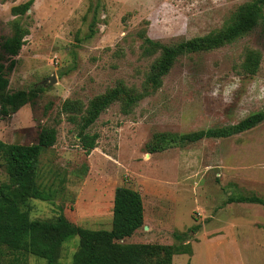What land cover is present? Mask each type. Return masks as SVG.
<instances>
[{"label": "rangeland", "instance_id": "374dc122", "mask_svg": "<svg viewBox=\"0 0 264 264\" xmlns=\"http://www.w3.org/2000/svg\"><path fill=\"white\" fill-rule=\"evenodd\" d=\"M27 1L0 2V52L14 21L29 30L7 92L44 91L0 119V140L31 145L44 128L58 132L38 165V185L51 200H31V219L64 215L110 231L115 190L124 186L140 192L145 212L143 228L123 243L179 245L175 234H186L192 254L173 264H264V206L228 203L264 200V122L226 139L178 140L264 111V21L231 45L180 57L158 89L146 85L156 56L141 49L143 35L165 45L215 35L256 0H36L17 19L12 8ZM247 50L262 55L255 76L237 72ZM119 86L144 97L128 111L115 102L100 116L88 130L99 139L87 155L63 103L86 107ZM9 180L0 158V184ZM78 246V237L66 243L59 261L72 264Z\"/></svg>", "mask_w": 264, "mask_h": 264}, {"label": "trees", "instance_id": "16d2710c", "mask_svg": "<svg viewBox=\"0 0 264 264\" xmlns=\"http://www.w3.org/2000/svg\"><path fill=\"white\" fill-rule=\"evenodd\" d=\"M6 0H0L4 2ZM36 0L14 6L12 14L18 18L29 13ZM264 21V0H256L240 8L236 20L215 35L182 40L172 45L153 41L143 35L141 46L145 58L156 56L146 78L147 87L158 89L178 62L187 53L211 52L233 44ZM29 30L19 21L13 22V35L4 40L0 52V119H6L31 103L43 92L42 88L30 92L8 94L10 74L16 67V57L25 45ZM262 55L247 50L237 68L240 75L255 76L260 70ZM143 94L130 96L119 86L104 95L95 97L88 106L66 100L62 111L71 123L78 124L81 147L90 155L97 147L98 134L88 130L115 102L122 101L125 111L138 103ZM264 122V111L252 114L238 124L188 133L178 138L181 143H195L203 139H226L250 131ZM55 128L42 129L38 143L31 145L6 144L0 140V158L4 160L9 182L0 184V264H29L35 256L46 264H62L61 251L75 237L79 246L72 264H173L176 255L192 254L190 244H184L186 234H175L179 245L125 244L124 240L137 234L144 226V204L140 192L118 187L114 194L113 225L108 230H90L70 222L64 215L54 220L31 219V200L50 201L51 196L37 182L38 165L43 149L57 142ZM228 203H248L264 206L257 196L230 197ZM194 228L191 232H195Z\"/></svg>", "mask_w": 264, "mask_h": 264}, {"label": "water", "instance_id": "95a60500", "mask_svg": "<svg viewBox=\"0 0 264 264\" xmlns=\"http://www.w3.org/2000/svg\"><path fill=\"white\" fill-rule=\"evenodd\" d=\"M54 82H55V80H54V78H52L50 81V84H53ZM145 229H147V228L145 227Z\"/></svg>", "mask_w": 264, "mask_h": 264}, {"label": "crops", "instance_id": "0c3cea01", "mask_svg": "<svg viewBox=\"0 0 264 264\" xmlns=\"http://www.w3.org/2000/svg\"><path fill=\"white\" fill-rule=\"evenodd\" d=\"M173 260H174V258H173ZM173 263H174V261H173Z\"/></svg>", "mask_w": 264, "mask_h": 264}]
</instances>
